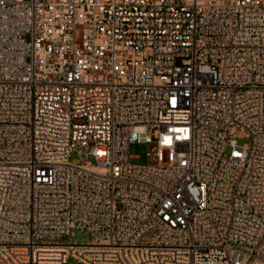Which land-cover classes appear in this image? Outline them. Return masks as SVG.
<instances>
[{"label": "built area", "instance_id": "2783aa9c", "mask_svg": "<svg viewBox=\"0 0 264 264\" xmlns=\"http://www.w3.org/2000/svg\"><path fill=\"white\" fill-rule=\"evenodd\" d=\"M70 258L264 264V0H0V264Z\"/></svg>", "mask_w": 264, "mask_h": 264}, {"label": "rangeland", "instance_id": "374dc122", "mask_svg": "<svg viewBox=\"0 0 264 264\" xmlns=\"http://www.w3.org/2000/svg\"><path fill=\"white\" fill-rule=\"evenodd\" d=\"M237 138L242 140L245 135L244 132H238L236 135ZM155 149V143L144 144V143H134L129 148L130 164L132 165H156V161L152 156V153ZM146 154H149L147 156ZM168 155L166 152L163 153V162H167ZM151 237V233L144 235L141 239V243H147ZM89 237L80 229H73L71 235L64 236L61 238V242H72V243H86L88 242ZM69 264H82L75 259L70 258L68 260Z\"/></svg>", "mask_w": 264, "mask_h": 264}]
</instances>
